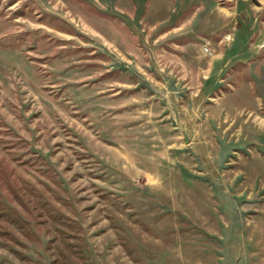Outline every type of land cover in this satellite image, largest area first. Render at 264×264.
<instances>
[{"label": "rangeland", "instance_id": "1", "mask_svg": "<svg viewBox=\"0 0 264 264\" xmlns=\"http://www.w3.org/2000/svg\"><path fill=\"white\" fill-rule=\"evenodd\" d=\"M0 264H264V0H0Z\"/></svg>", "mask_w": 264, "mask_h": 264}]
</instances>
